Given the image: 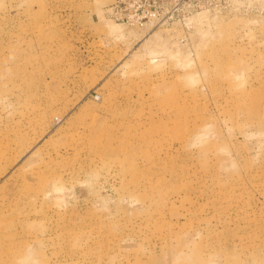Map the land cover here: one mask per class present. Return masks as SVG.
Here are the masks:
<instances>
[{
  "label": "rangeland",
  "instance_id": "374dc122",
  "mask_svg": "<svg viewBox=\"0 0 264 264\" xmlns=\"http://www.w3.org/2000/svg\"><path fill=\"white\" fill-rule=\"evenodd\" d=\"M0 264H264V0H0Z\"/></svg>",
  "mask_w": 264,
  "mask_h": 264
}]
</instances>
